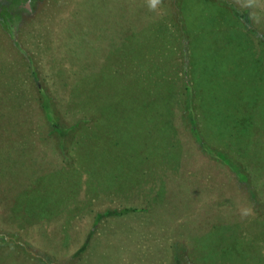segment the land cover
<instances>
[{
	"label": "rangeland",
	"instance_id": "1",
	"mask_svg": "<svg viewBox=\"0 0 264 264\" xmlns=\"http://www.w3.org/2000/svg\"><path fill=\"white\" fill-rule=\"evenodd\" d=\"M230 6L264 35V0H0V264H264V49ZM183 28L197 128L249 183L192 134Z\"/></svg>",
	"mask_w": 264,
	"mask_h": 264
},
{
	"label": "trees",
	"instance_id": "2",
	"mask_svg": "<svg viewBox=\"0 0 264 264\" xmlns=\"http://www.w3.org/2000/svg\"><path fill=\"white\" fill-rule=\"evenodd\" d=\"M177 4L180 10V14L183 15V0H177ZM231 12L234 15V17L238 18L239 20H242L244 24L247 26V28L250 30L252 34H254L260 41L261 46L264 49V35L258 32L253 26L250 24V17L247 13V10H238L237 8L230 6ZM19 18H17L18 20ZM6 27V23L4 24ZM9 27V26H8ZM14 28V27H13ZM10 28L11 31H14L15 28ZM182 42L184 44V60H183V75H184V82H183V87H184V109L187 114V118L189 122L191 123V131L194 137L196 138L197 142L200 144L201 148L203 149L204 152L208 153L212 157L220 160L222 163L227 165L229 169L236 175V177L242 181V182H248L249 183V177L247 175V172L245 169H243L241 163L239 160L232 155L228 151H224L215 147H212L209 145L207 142H205L200 135L201 133L199 132V129L197 128V116H196V109H195V95L193 94V89L194 86L191 84V80L189 78V73H190V62L188 59V51H187V43H188V36L186 37V30L183 28L182 32ZM188 54V55H187ZM32 73L36 76L34 67H31ZM41 92V107L44 111L45 117L51 126L52 130L58 135L59 138V146L61 148L67 146L69 147V142L71 140L68 138L69 136L73 135L78 129L79 125L82 123L81 121H78L76 123L70 124V125H62L60 122L59 115L56 112V109L54 107L53 103V98L48 95L45 91L42 89L40 90ZM250 194L251 198L255 199V193L253 191V188L250 185ZM251 186V187H250ZM131 208H124L121 210L118 209H107L103 212H100L97 214L96 219H95V224H97L102 218L110 215H115V214H121L126 211H130ZM90 237H88L87 242L84 244L82 249H85L87 246ZM178 264H182L183 261L179 257H177Z\"/></svg>",
	"mask_w": 264,
	"mask_h": 264
},
{
	"label": "clouds",
	"instance_id": "3",
	"mask_svg": "<svg viewBox=\"0 0 264 264\" xmlns=\"http://www.w3.org/2000/svg\"><path fill=\"white\" fill-rule=\"evenodd\" d=\"M163 0H149V8L156 10L160 5H162ZM255 215L254 209L252 207H245L241 211L242 218H249Z\"/></svg>",
	"mask_w": 264,
	"mask_h": 264
}]
</instances>
